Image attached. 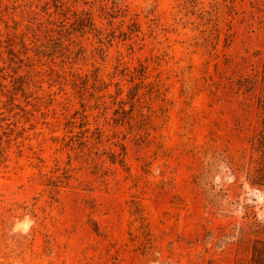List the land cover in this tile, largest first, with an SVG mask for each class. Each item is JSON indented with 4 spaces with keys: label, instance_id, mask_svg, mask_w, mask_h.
I'll use <instances>...</instances> for the list:
<instances>
[{
    "label": "rangeland",
    "instance_id": "374dc122",
    "mask_svg": "<svg viewBox=\"0 0 264 264\" xmlns=\"http://www.w3.org/2000/svg\"><path fill=\"white\" fill-rule=\"evenodd\" d=\"M0 264H264V0H0Z\"/></svg>",
    "mask_w": 264,
    "mask_h": 264
}]
</instances>
